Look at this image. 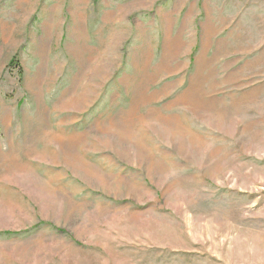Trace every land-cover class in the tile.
<instances>
[{
  "label": "rangeland",
  "instance_id": "rangeland-1",
  "mask_svg": "<svg viewBox=\"0 0 264 264\" xmlns=\"http://www.w3.org/2000/svg\"><path fill=\"white\" fill-rule=\"evenodd\" d=\"M0 264H264V0H0Z\"/></svg>",
  "mask_w": 264,
  "mask_h": 264
},
{
  "label": "bare ground",
  "instance_id": "bare-ground-1",
  "mask_svg": "<svg viewBox=\"0 0 264 264\" xmlns=\"http://www.w3.org/2000/svg\"><path fill=\"white\" fill-rule=\"evenodd\" d=\"M14 164V163H13ZM18 170V169H17Z\"/></svg>",
  "mask_w": 264,
  "mask_h": 264
}]
</instances>
